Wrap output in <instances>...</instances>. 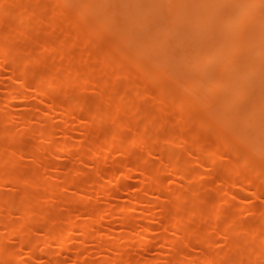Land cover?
<instances>
[{
    "label": "rangeland",
    "instance_id": "rangeland-1",
    "mask_svg": "<svg viewBox=\"0 0 264 264\" xmlns=\"http://www.w3.org/2000/svg\"><path fill=\"white\" fill-rule=\"evenodd\" d=\"M73 2L0 0V54L16 59L0 68V264H11L8 253L14 264H122L123 255L203 264L205 254L215 264H264V156L243 162L249 144L240 120L223 124L198 104L179 110L173 70L139 78L138 66L113 48L115 27H63L76 19ZM180 73L192 81L198 72ZM196 94L205 93L183 91L188 100ZM118 140L148 177L141 169L122 175ZM89 206L98 222L84 234L69 221L88 223ZM124 219L136 224L127 228Z\"/></svg>",
    "mask_w": 264,
    "mask_h": 264
},
{
    "label": "bare ground",
    "instance_id": "bare-ground-1",
    "mask_svg": "<svg viewBox=\"0 0 264 264\" xmlns=\"http://www.w3.org/2000/svg\"><path fill=\"white\" fill-rule=\"evenodd\" d=\"M73 1L77 7L73 10L76 19L67 20L63 27H76L90 34L115 27L120 41L113 44V48L138 66L139 78L166 76L172 69V80L181 89V94L174 97L179 110L187 112L196 104L203 105L223 124L237 117L243 128L239 134L247 136L249 144L243 162L253 165L256 158L264 156V0ZM77 19L86 22V26H79ZM89 19L92 25L87 22ZM15 62L13 55L0 54V68ZM189 69L198 72L192 81L180 76L181 71ZM12 75L18 76L15 71ZM43 80L47 85H53L51 79L46 77ZM34 89L40 97L47 95L40 86ZM183 91H202L205 94H196L188 100ZM67 112L74 116L71 107ZM214 118L202 124L212 125ZM117 142L120 144L117 166L123 170L122 175L141 169L148 177L150 171L132 163L135 159L132 150L121 146V140ZM95 150L100 151L101 144ZM95 165L97 170L101 169L100 162ZM169 169L173 173L183 172L175 165H169ZM258 174L260 183H264V169ZM74 187L83 188L78 183ZM143 189L138 190L143 192ZM103 193L111 195L112 191L106 189ZM159 208L165 214L168 212L163 205ZM87 212L88 223L77 225L69 221L73 228L84 234H88L90 224L98 222L94 208L87 207ZM221 213L219 210L217 215ZM135 224L131 220H123L127 228ZM248 227L249 224L245 226ZM11 231L13 234L17 232L15 228ZM52 233L49 231L48 239L52 238ZM219 237L229 240L230 235L224 232ZM202 238L208 240L207 236ZM65 249L60 245L59 250ZM178 251L185 254L181 246ZM77 252L80 255L84 249L80 247ZM7 259L14 264L12 253H8ZM121 261L122 264H143L129 255H123ZM202 263L215 264V258L205 254Z\"/></svg>",
    "mask_w": 264,
    "mask_h": 264
}]
</instances>
